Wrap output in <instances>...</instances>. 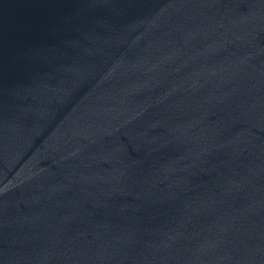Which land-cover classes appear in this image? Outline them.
<instances>
[{"label":"water","instance_id":"obj_1","mask_svg":"<svg viewBox=\"0 0 264 264\" xmlns=\"http://www.w3.org/2000/svg\"><path fill=\"white\" fill-rule=\"evenodd\" d=\"M0 264H264V0H0Z\"/></svg>","mask_w":264,"mask_h":264}]
</instances>
